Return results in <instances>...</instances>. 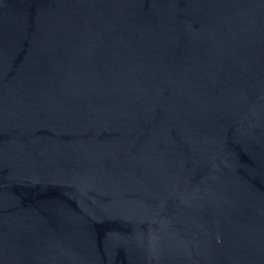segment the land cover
<instances>
[{
  "label": "water",
  "instance_id": "95a60500",
  "mask_svg": "<svg viewBox=\"0 0 264 264\" xmlns=\"http://www.w3.org/2000/svg\"><path fill=\"white\" fill-rule=\"evenodd\" d=\"M0 264H264V0H0Z\"/></svg>",
  "mask_w": 264,
  "mask_h": 264
}]
</instances>
